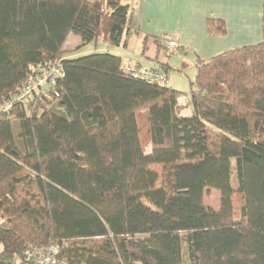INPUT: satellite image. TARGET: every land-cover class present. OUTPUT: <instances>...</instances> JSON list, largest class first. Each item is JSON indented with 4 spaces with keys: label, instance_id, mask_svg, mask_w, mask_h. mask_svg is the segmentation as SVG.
I'll return each mask as SVG.
<instances>
[{
    "label": "trees",
    "instance_id": "obj_1",
    "mask_svg": "<svg viewBox=\"0 0 264 264\" xmlns=\"http://www.w3.org/2000/svg\"><path fill=\"white\" fill-rule=\"evenodd\" d=\"M128 22L123 0H0L1 261L32 243L67 264H264V0L262 40L197 59L183 104L120 55L62 57L70 33L125 45ZM55 60L62 76L13 100Z\"/></svg>",
    "mask_w": 264,
    "mask_h": 264
},
{
    "label": "crops",
    "instance_id": "obj_2",
    "mask_svg": "<svg viewBox=\"0 0 264 264\" xmlns=\"http://www.w3.org/2000/svg\"><path fill=\"white\" fill-rule=\"evenodd\" d=\"M129 5L128 32L125 45L119 47L133 60L130 63L140 70L157 68L166 64L168 86L177 89L168 75L171 65L170 53L195 56L196 60H207L234 47L258 43L262 40L261 15L263 0H123ZM207 18L223 20L225 33L212 35L207 32ZM63 52L77 48L81 40L75 36L73 45ZM167 40L176 46L167 52ZM120 55L118 53H114ZM121 56V55H120ZM122 57V56H121ZM126 59H129L125 56ZM122 58V63L127 62ZM186 63L182 62L181 67ZM178 69V68H177ZM181 69V68H179ZM179 103L183 104L179 100ZM181 113L190 115V109Z\"/></svg>",
    "mask_w": 264,
    "mask_h": 264
},
{
    "label": "built area",
    "instance_id": "obj_3",
    "mask_svg": "<svg viewBox=\"0 0 264 264\" xmlns=\"http://www.w3.org/2000/svg\"><path fill=\"white\" fill-rule=\"evenodd\" d=\"M174 46L175 42H169ZM122 70L127 74H132L136 77H141L147 81L164 84L166 83V75L161 70H140L132 66L131 63H122ZM63 75V69L58 61H53L51 65L45 68L40 74L33 78H30L26 82L20 85L19 90L13 96V100L17 102H26L29 100L34 92L43 90L47 84L53 83L58 76ZM10 107V102H7L4 107H0V111ZM59 246L57 244L49 245H36L32 243H26L19 261L22 264H67L64 259L58 257ZM0 264H5L0 259Z\"/></svg>",
    "mask_w": 264,
    "mask_h": 264
},
{
    "label": "rangeland",
    "instance_id": "obj_4",
    "mask_svg": "<svg viewBox=\"0 0 264 264\" xmlns=\"http://www.w3.org/2000/svg\"><path fill=\"white\" fill-rule=\"evenodd\" d=\"M75 36L79 37L78 35H75L74 33H70V37L67 40L66 49L71 47L74 44L73 41L76 38ZM171 41L175 42L174 40H167L166 50H165V46L162 43H160L162 44L161 48L163 47L164 52H167V50H170L176 46V42L174 46L170 45L169 42ZM91 53H118L122 56V58L126 59L125 56H127L129 59H126V60L129 63L131 60H133V58L129 57L124 52V50H122L119 46L111 45L103 41H91L84 45H81L80 43V45L77 48H75L73 51L63 52L62 57L63 58H76V57L86 55V54L88 55ZM189 53L190 52L185 53V54L181 53V55L179 53L178 54L170 53V58L172 59L171 65L173 68H168V75H170L172 80L176 83L175 84L177 87L176 90H179L184 93V95L180 98V101L183 103H185L188 99L190 89H191L190 81L194 79L195 73H196V68H195L196 58L195 56L192 57V55L189 56L188 55ZM182 62L186 63L184 67H181ZM163 72L165 73V71ZM163 85L168 86V82L164 83ZM12 132L15 135L18 132V125L16 122L13 123ZM232 166H233V173L231 176V180H232L231 182H232V186L236 189L237 183H236V177H235L234 160H232ZM202 201L205 205L211 206L213 208H218L219 191L214 188H210V189L205 188V190L203 191V195H202ZM183 264H188L186 257H184Z\"/></svg>",
    "mask_w": 264,
    "mask_h": 264
}]
</instances>
